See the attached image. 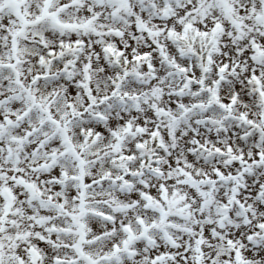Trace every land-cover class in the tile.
Listing matches in <instances>:
<instances>
[{
  "label": "snow or ice",
  "instance_id": "obj_1",
  "mask_svg": "<svg viewBox=\"0 0 264 264\" xmlns=\"http://www.w3.org/2000/svg\"><path fill=\"white\" fill-rule=\"evenodd\" d=\"M0 264H264V0H0Z\"/></svg>",
  "mask_w": 264,
  "mask_h": 264
}]
</instances>
